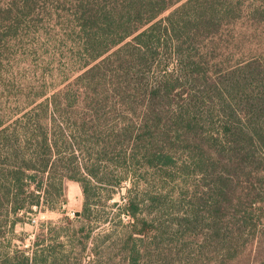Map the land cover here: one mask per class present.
Wrapping results in <instances>:
<instances>
[{"label":"trees","instance_id":"trees-1","mask_svg":"<svg viewBox=\"0 0 264 264\" xmlns=\"http://www.w3.org/2000/svg\"><path fill=\"white\" fill-rule=\"evenodd\" d=\"M61 8L84 71L0 129V240L19 213L63 203L65 178L80 184L83 211L47 224L30 253L0 249V264H264V0ZM136 165L152 180L180 176L181 213L139 218L160 198L131 189L117 218L99 207L98 185L109 201Z\"/></svg>","mask_w":264,"mask_h":264},{"label":"rangeland","instance_id":"rangeland-1","mask_svg":"<svg viewBox=\"0 0 264 264\" xmlns=\"http://www.w3.org/2000/svg\"><path fill=\"white\" fill-rule=\"evenodd\" d=\"M64 1L30 0L26 4L24 0H0V129L52 94L64 90L84 71V51L64 19L61 8ZM91 151L84 150V154H80L82 177L90 178L88 169L93 163ZM129 171L132 181H125L120 188H114L109 201L105 199L109 195L105 190L110 189V185H98L105 196L99 206L101 209L117 218V213L127 201L128 189H131L137 193L139 201L143 199L142 193L145 191L160 198L152 208L144 207L146 201L140 204L139 208L143 211L138 214L139 218L147 213L151 217L169 221L183 211V205L180 206L179 202L183 200L184 191L181 188L184 183L178 174L152 180V177H148L150 171L147 172L140 165ZM148 179L150 184L147 183ZM63 185L65 201L59 202L53 211L44 205L41 208L32 207L16 216L18 221L12 232H9V227L3 228L5 237L1 236L0 240L2 251H12L18 247L30 253L35 235L41 230L46 232L47 224L48 228L55 229L64 224V220L75 221L82 214L84 200L80 184L65 178ZM122 221L127 225L133 220L123 216ZM117 225L98 226L96 231H110L111 226L120 231L121 227ZM52 239L47 244L56 245ZM57 247L55 251H58Z\"/></svg>","mask_w":264,"mask_h":264}]
</instances>
